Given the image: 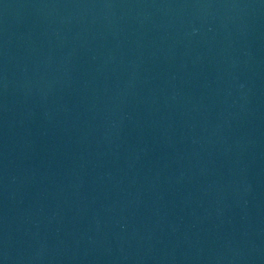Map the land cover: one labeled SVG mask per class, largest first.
I'll return each mask as SVG.
<instances>
[{
	"label": "water",
	"instance_id": "water-1",
	"mask_svg": "<svg viewBox=\"0 0 264 264\" xmlns=\"http://www.w3.org/2000/svg\"><path fill=\"white\" fill-rule=\"evenodd\" d=\"M0 264H264V0H0Z\"/></svg>",
	"mask_w": 264,
	"mask_h": 264
}]
</instances>
